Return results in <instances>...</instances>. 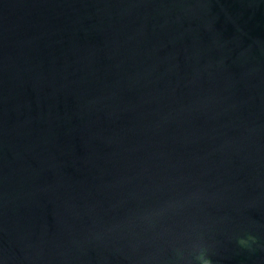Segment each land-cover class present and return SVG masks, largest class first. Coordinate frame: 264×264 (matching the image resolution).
I'll return each mask as SVG.
<instances>
[{
    "label": "water",
    "instance_id": "obj_1",
    "mask_svg": "<svg viewBox=\"0 0 264 264\" xmlns=\"http://www.w3.org/2000/svg\"><path fill=\"white\" fill-rule=\"evenodd\" d=\"M0 264H264V0H0Z\"/></svg>",
    "mask_w": 264,
    "mask_h": 264
}]
</instances>
